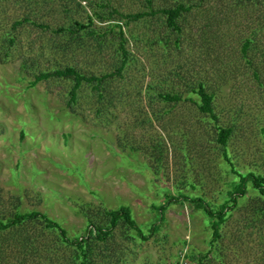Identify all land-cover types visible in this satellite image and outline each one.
Segmentation results:
<instances>
[{"label": "rangeland", "instance_id": "obj_1", "mask_svg": "<svg viewBox=\"0 0 264 264\" xmlns=\"http://www.w3.org/2000/svg\"><path fill=\"white\" fill-rule=\"evenodd\" d=\"M145 1L0 0V219L36 211L72 240L89 219L103 223L105 211L126 206L145 235L161 216L159 231L130 242L118 227L106 249L95 241L92 264H193L200 256L203 264H264V198L250 186L212 246L206 215L175 200L222 203L235 181L224 151L239 172L264 177V0ZM178 4L189 8L179 37L160 15L122 26L128 62L114 73L120 39L117 28H106L122 22L93 18L89 27L87 15ZM251 35L245 58L241 46ZM67 67L88 77L114 74L97 89L83 84L70 107L69 79L29 86L38 72ZM199 83L214 96L216 122L187 95ZM159 93L183 99L165 103ZM216 125L233 130L224 149ZM56 236L42 221L1 231L2 259L72 264L73 247Z\"/></svg>", "mask_w": 264, "mask_h": 264}, {"label": "trees", "instance_id": "obj_2", "mask_svg": "<svg viewBox=\"0 0 264 264\" xmlns=\"http://www.w3.org/2000/svg\"><path fill=\"white\" fill-rule=\"evenodd\" d=\"M248 1V0H245ZM145 3L147 4V7L151 5L150 0H146ZM108 14L106 17H102L103 12L102 11H95L91 15H87V25L89 27H92L93 24V18L104 21L108 19H115L116 21H121L122 23H109L108 27L106 28V31L113 32L115 28L118 29V37L120 39V49H121V55L122 60L120 61L119 68L114 72L116 74H120L123 68L126 66L128 62V53H126L123 49V44L125 41L124 33L122 31V26H126V24L129 23V21L136 22L139 21L145 17L160 15L164 17L165 19V27L168 31H170L172 34H175L177 37H179V34L181 33V29L179 27L180 20L184 17V14L189 11V8L178 4L175 7H169V8H160L157 10H148L146 12H138L133 14H123L118 12L116 9H110L108 10ZM101 12V13H100ZM23 22H28L24 19V21H15L13 24V28L22 25ZM79 29L82 30L83 28L86 29L85 26L78 25ZM74 32H77L74 30ZM78 33V32H77ZM88 35L95 36V30L91 29L89 31ZM255 36L251 35V37L244 39V42L241 46V52L243 56L246 58L247 54L246 52L253 46V42ZM177 39V38H176ZM9 44L14 43V38L10 37L8 39ZM114 73H110L107 75H102L100 77H93V76H85L76 71L74 68L67 67L64 69H57L49 72H38L34 78L33 81L29 83V86L34 87L39 82L47 81L49 79L55 78V79H69L72 82V86L68 93V100L67 105L70 107L73 105V103L76 102L77 94L79 88L83 84L92 85L94 89H97L100 84L104 81H106L108 78L112 77ZM149 90L152 89V87L148 88ZM188 96H195L196 97V107L197 110L204 115H207L211 118L212 121H217V116L214 112V105L213 100L214 96L212 93H209L206 89L204 84L199 83L195 88H192ZM188 97L189 101H193L194 99L192 97ZM158 97L161 101L167 103V102H175L178 103L183 99L178 94L175 93H159ZM187 99V98H186ZM217 130V138L216 142L217 144L222 148H226L227 143L229 141L230 136L232 135V128L231 127H222L219 125H216ZM262 132L264 133V127L262 128ZM223 155L226 159V162L230 164L231 172H233L235 176V181H231V190L228 191L225 195V200L215 206L209 201H206L203 197H184L180 196L178 199H175L176 201H179L181 199L188 200L190 205L193 206V208L199 212H202L206 215L208 219V224L210 226L211 230V240H210V246L214 245L219 239H220V231L222 225L225 223V221L228 219L229 212L238 206L239 198H242L246 195L248 186L252 189V191H255V193L260 195V200L264 198V177L260 176L259 174H256L254 172H247V173H241L238 170L234 168V166L231 164L229 159L226 157L225 151L223 152ZM173 199V198H172ZM182 201V200H181ZM168 203V202H167ZM165 204H163L160 209H157V212L162 214V211L165 209ZM161 210V211H160ZM79 213L82 214V212L79 210ZM259 213L264 215V210L260 209ZM162 217L158 218V220L150 226V228L147 231V235L143 233V229L133 220L130 209L126 206H121L114 210H108L104 212L103 217V223L98 222L97 220H90L88 222V226L85 229V233L81 238L76 237L72 240H69L66 237V232L62 229L60 224L56 221H53L52 219L47 218L45 215L40 214L36 211H28L24 213H15L11 219H7L3 221L0 219V232L9 231L12 233L14 229L18 226H21L25 222H36V221H42L44 223V229L48 231L55 232L57 235L58 241L63 243L64 245L70 247H73L75 251V255L72 261V264H92V257L95 256V241L100 242L101 244H106L108 240H110L113 237V231L121 227L122 236L125 237V239L130 240V242H136V240H148L153 234L159 231V224L160 221H162ZM4 242L6 239L3 240ZM57 245V241L55 242ZM97 244V243H96ZM107 245V244H106ZM106 245H104L103 249H106ZM32 246V245H31ZM32 248V247H31ZM7 251L6 247L4 249L0 248V264H6L7 258H3L4 254ZM29 251V250H27ZM24 254V253H23ZM33 253L26 254L24 256L29 258V255ZM2 255V256H1ZM205 259V256H200L196 259V263L193 264H203V260ZM118 260V259H117ZM115 261L114 264H120L119 261ZM38 261V260H37ZM124 263H126L124 261ZM23 264H27L26 261L23 262ZM36 264H43V263H36ZM189 264V263H188Z\"/></svg>", "mask_w": 264, "mask_h": 264}]
</instances>
